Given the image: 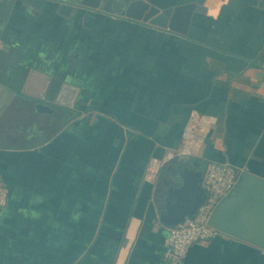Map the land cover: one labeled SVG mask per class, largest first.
Returning <instances> with one entry per match:
<instances>
[{"label": "crops", "instance_id": "obj_1", "mask_svg": "<svg viewBox=\"0 0 264 264\" xmlns=\"http://www.w3.org/2000/svg\"><path fill=\"white\" fill-rule=\"evenodd\" d=\"M82 1L0 0V83L16 93L0 120V264H173L170 168L264 178V0H145L202 6L187 35ZM189 127L188 157L164 165ZM180 264H264V251L222 234Z\"/></svg>", "mask_w": 264, "mask_h": 264}, {"label": "water", "instance_id": "obj_2", "mask_svg": "<svg viewBox=\"0 0 264 264\" xmlns=\"http://www.w3.org/2000/svg\"><path fill=\"white\" fill-rule=\"evenodd\" d=\"M32 3V0H25ZM122 8L120 17L126 20L144 23L152 27L168 30L179 35H187L195 13L205 12L197 3H187L169 8L154 6L145 0H120ZM82 5L88 8L103 9L100 0H83ZM78 7L75 6L74 11ZM66 10H73L65 7ZM63 83L56 81L52 87L53 93L46 99L55 101L58 98ZM16 93L7 85L0 83V120ZM40 111L52 112L39 106ZM180 165L177 169L170 168L169 181L163 176V182L169 186L168 215L162 214V223L168 227L182 224L187 218L197 215L199 208L207 199L202 188L205 169L202 165ZM188 192H191L189 195ZM173 198L176 204L172 203ZM210 226L232 238L248 243L264 251V178L244 172L241 174L235 191L225 197L210 218Z\"/></svg>", "mask_w": 264, "mask_h": 264}, {"label": "built area", "instance_id": "obj_3", "mask_svg": "<svg viewBox=\"0 0 264 264\" xmlns=\"http://www.w3.org/2000/svg\"><path fill=\"white\" fill-rule=\"evenodd\" d=\"M195 138L193 127L187 128L177 152L167 157L163 164L167 165L173 159L188 157L191 148L195 145ZM241 174L240 170L228 164L212 163L206 167L203 189L207 194V199L195 217L187 218L182 224L170 229L169 237L165 242L168 250L167 256L173 264L183 262L194 245L209 242L222 235L210 226V218L222 200L235 191ZM8 202V191L0 181V213L7 208Z\"/></svg>", "mask_w": 264, "mask_h": 264}]
</instances>
